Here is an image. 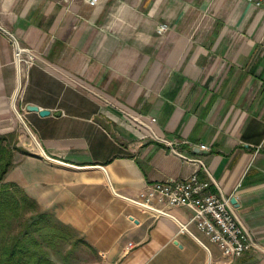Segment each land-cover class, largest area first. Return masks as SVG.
<instances>
[{"label": "crops", "instance_id": "1", "mask_svg": "<svg viewBox=\"0 0 264 264\" xmlns=\"http://www.w3.org/2000/svg\"><path fill=\"white\" fill-rule=\"evenodd\" d=\"M4 31L33 65L17 67ZM6 135L28 155L13 152L4 183L74 231L97 264H264V4L0 0ZM172 150L201 160L235 200L253 250L230 260L191 209L134 203L158 183L208 181Z\"/></svg>", "mask_w": 264, "mask_h": 264}, {"label": "built area", "instance_id": "2", "mask_svg": "<svg viewBox=\"0 0 264 264\" xmlns=\"http://www.w3.org/2000/svg\"><path fill=\"white\" fill-rule=\"evenodd\" d=\"M85 1L89 5H95L98 2V0ZM243 1L254 7L264 4V0ZM167 30L168 26L161 24L156 28V33L163 35ZM4 33L13 46L14 61L17 67L33 65L36 60L34 53L21 47L15 35L6 31ZM199 148L206 149L205 146ZM172 151L182 160L202 168L208 175V181L200 182L196 174L193 173L184 180L158 183L151 187L144 200L134 203L140 208L158 215H164L165 212L152 206L151 202L164 203L167 207L191 209L197 229L204 232L221 249L222 254L230 260L239 259L253 250L256 247L255 242L234 212L230 199L222 194L204 163L201 160L177 153L175 150ZM212 188L215 189V192L211 190Z\"/></svg>", "mask_w": 264, "mask_h": 264}, {"label": "trees", "instance_id": "3", "mask_svg": "<svg viewBox=\"0 0 264 264\" xmlns=\"http://www.w3.org/2000/svg\"><path fill=\"white\" fill-rule=\"evenodd\" d=\"M14 151L28 155L16 147L13 135L0 136V264H56L47 248L79 241L71 240L72 230L43 213L21 188L4 183Z\"/></svg>", "mask_w": 264, "mask_h": 264}, {"label": "rangeland", "instance_id": "4", "mask_svg": "<svg viewBox=\"0 0 264 264\" xmlns=\"http://www.w3.org/2000/svg\"><path fill=\"white\" fill-rule=\"evenodd\" d=\"M71 234V240H78L74 231ZM79 241V240H78ZM49 258L56 264H97L98 258L95 253L84 246L81 242L72 245L66 242L51 249L47 248Z\"/></svg>", "mask_w": 264, "mask_h": 264}, {"label": "water", "instance_id": "5", "mask_svg": "<svg viewBox=\"0 0 264 264\" xmlns=\"http://www.w3.org/2000/svg\"><path fill=\"white\" fill-rule=\"evenodd\" d=\"M29 110L38 111L41 116H47L49 114L48 111L39 110L37 107H29ZM230 203L232 205H235V200L234 199H230Z\"/></svg>", "mask_w": 264, "mask_h": 264}]
</instances>
